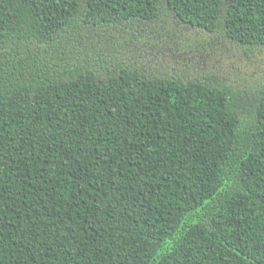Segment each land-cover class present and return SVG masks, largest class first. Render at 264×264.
<instances>
[{
	"label": "trees",
	"instance_id": "trees-1",
	"mask_svg": "<svg viewBox=\"0 0 264 264\" xmlns=\"http://www.w3.org/2000/svg\"><path fill=\"white\" fill-rule=\"evenodd\" d=\"M167 18L264 49V0H0V264H264V90L139 67Z\"/></svg>",
	"mask_w": 264,
	"mask_h": 264
},
{
	"label": "rangeland",
	"instance_id": "rangeland-1",
	"mask_svg": "<svg viewBox=\"0 0 264 264\" xmlns=\"http://www.w3.org/2000/svg\"><path fill=\"white\" fill-rule=\"evenodd\" d=\"M182 26L167 18L153 33L145 34V39L140 40L142 42L130 43L129 50L141 54V65L145 67H139L158 77L227 84L242 92L245 98L256 97L264 90V49H246L220 36L210 39L207 35H198L195 38V32L187 34ZM161 38L163 40L158 43ZM120 40L118 38L114 47L122 50ZM197 48H201L203 54L196 51ZM128 58L130 56H124L121 60L127 62ZM115 65L108 64L112 69Z\"/></svg>",
	"mask_w": 264,
	"mask_h": 264
}]
</instances>
